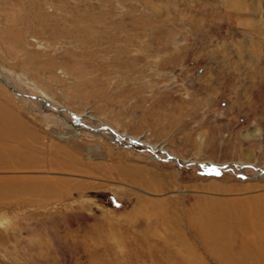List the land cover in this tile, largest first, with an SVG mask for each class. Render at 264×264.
Wrapping results in <instances>:
<instances>
[{
    "label": "rangeland",
    "instance_id": "obj_1",
    "mask_svg": "<svg viewBox=\"0 0 264 264\" xmlns=\"http://www.w3.org/2000/svg\"><path fill=\"white\" fill-rule=\"evenodd\" d=\"M0 264H264V0H0Z\"/></svg>",
    "mask_w": 264,
    "mask_h": 264
},
{
    "label": "bare ground",
    "instance_id": "obj_2",
    "mask_svg": "<svg viewBox=\"0 0 264 264\" xmlns=\"http://www.w3.org/2000/svg\"><path fill=\"white\" fill-rule=\"evenodd\" d=\"M45 183V182H44Z\"/></svg>",
    "mask_w": 264,
    "mask_h": 264
},
{
    "label": "crops",
    "instance_id": "obj_3",
    "mask_svg": "<svg viewBox=\"0 0 264 264\" xmlns=\"http://www.w3.org/2000/svg\"><path fill=\"white\" fill-rule=\"evenodd\" d=\"M256 243V242H255Z\"/></svg>",
    "mask_w": 264,
    "mask_h": 264
}]
</instances>
